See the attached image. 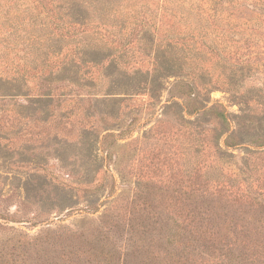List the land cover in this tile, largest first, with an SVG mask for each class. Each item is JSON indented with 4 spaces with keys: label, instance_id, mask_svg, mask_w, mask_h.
I'll return each mask as SVG.
<instances>
[{
    "label": "rangeland",
    "instance_id": "374dc122",
    "mask_svg": "<svg viewBox=\"0 0 264 264\" xmlns=\"http://www.w3.org/2000/svg\"><path fill=\"white\" fill-rule=\"evenodd\" d=\"M67 1L0 0V264H49L44 258L66 264L76 258L73 245L65 247L72 240L59 239L56 249L40 247V240L95 230L106 212L123 216L105 251L114 253V264L123 263L120 247L130 224L146 225L163 257L167 243L158 242L156 231L169 234L172 196L179 219L186 195L205 189L202 180L217 179V171L231 176L250 170L254 161L261 168L264 158L256 160L253 152L264 148L228 149L224 134L220 148L227 157L220 159V128L202 135V128L186 125L183 118L196 117L182 115L175 105L180 100L168 92L176 79L153 99L146 73L164 57L196 65L198 79L211 87L212 104L220 102L233 115L249 105L262 115L264 16L240 12L191 26L179 0ZM248 3L264 8V0ZM52 4L71 7L89 28L60 27L74 20L62 11L58 16ZM42 7L49 15L42 16ZM130 7L137 12L128 13ZM213 15L206 12L205 18ZM132 17L150 26L124 30ZM174 35L195 38L166 48L164 40ZM263 128L250 135H264ZM247 173L262 183L264 172ZM220 222L232 230L239 223L225 213ZM110 224L114 228L117 219Z\"/></svg>",
    "mask_w": 264,
    "mask_h": 264
},
{
    "label": "trees",
    "instance_id": "16d2710c",
    "mask_svg": "<svg viewBox=\"0 0 264 264\" xmlns=\"http://www.w3.org/2000/svg\"><path fill=\"white\" fill-rule=\"evenodd\" d=\"M39 1L45 2V0ZM248 1L179 0L176 2L182 6V9H185L182 18L189 21L191 26H194L197 20L215 22L232 17L223 15H233L240 12H249L252 15H259V17L264 16V8L260 3L251 4ZM66 3H68L67 0ZM82 5L84 6L83 3ZM64 7L65 5L63 4L57 6L52 4L51 7V10L57 11L58 16V12L62 11L65 17H71L74 20L71 23H59L60 27L67 29L72 28V26H81L80 28L83 29L89 28L84 23V19H81L77 13H71V7H67L66 11H64ZM42 9V16L49 15L51 10L46 11L44 7ZM126 10L128 13L137 12L136 10L131 11V7ZM121 12L123 13L124 11ZM206 12H211L215 16L205 18ZM168 17L176 18L171 12L168 13ZM135 19L137 18L132 17L124 21L123 29L140 31L146 26H150L149 20L144 19L138 24L136 23L137 21L134 22ZM226 25L230 27L229 24ZM155 32L159 34L160 31L155 29ZM156 34L153 32L152 35L155 37ZM190 37L185 39L181 35H174V38L165 39L166 48L182 47L185 44V40L191 39L193 41L195 38L194 35H190ZM161 47L160 45L158 46L159 49ZM162 49L166 50L163 47ZM169 58L164 57L163 62L158 61L155 64L153 71L146 73L145 83L150 86L148 90L153 99L160 94L161 90L164 91L167 88V85L164 87L166 81L168 84L171 78H175L176 81L171 84L168 92L173 94L172 99L180 100L179 102L175 101L176 107L179 108L182 115L196 117V120L183 118L185 124L194 125L196 129L202 128V135L211 131L213 129L211 126H214V129L220 128L215 146L220 159L221 157H227L226 153L222 152L220 148L221 137L224 134L227 135L224 145L228 149H236L242 145L254 146L259 149L264 148V135L257 138H254V135H250V131L255 130L258 133L262 131L264 114L256 115L251 113L253 110L248 105L249 109L242 112V115H233L220 102L212 104L213 102L210 98L211 87L205 81L198 79V66L177 63L176 58H172V60ZM139 73L136 72V74ZM5 81L1 79V82L4 83ZM142 84L147 86L144 83ZM251 124H255L253 128H250ZM245 133L248 136H253L254 139H246ZM201 141L202 144L205 142L204 140ZM253 156L256 157V160L263 159L264 151L253 152ZM248 162L253 161L250 160ZM254 166L255 168L253 167L250 170L247 167L246 169L240 168L239 173L231 176L224 171L219 173L217 171V179L210 180L206 178L202 180L205 189L199 193L189 192L190 194L186 195L187 198L182 200L185 201V205L179 206L182 213L177 216L179 219L175 218L178 203L175 202V197L172 196L168 215L170 222L166 224L169 234L166 236L167 232L163 234L161 231H156L159 234L158 242L167 243V249L163 257L159 248H155L157 244H153L155 242L154 237H149L146 225L140 223L138 226H133V224H130L129 227L132 229L131 232L128 230L129 238L126 237V243L120 247L121 252L124 254L122 264H257L256 262H259L258 259H261V264H263L264 177L261 183L262 177L251 180L247 177V172L255 171L256 174L264 172L262 169L264 165L260 168L254 161ZM194 185L197 186L196 183ZM258 191L260 193H256ZM235 199L239 201L238 203H246V205L233 207L238 204L231 203ZM236 208L237 210H235ZM224 213L225 216L231 214L233 219L236 218L238 220L239 223H237L236 229L232 230V227L225 228V221L220 222V218H223ZM121 214L116 215L115 212H106L103 220L97 226L98 230L90 229V232H82L79 235L73 231H64L68 233L67 235L62 233L61 235L59 233L47 235L44 239L40 238L39 246L56 249L58 243H60L59 239L66 237V239L73 242L65 247H69L72 244V252L76 255V258L65 259L66 264H102V262L104 264H114L111 260L114 257V253H105V251L112 246L110 245L111 239L116 237L119 232L116 233L115 231L118 230L117 228L123 219ZM180 218L182 221H180ZM114 219H117V225L113 228V224H110V221ZM104 225L110 226L105 228ZM100 250L101 252L99 253ZM46 253L50 256L49 251ZM100 256H103V259L97 260ZM44 261L49 262V264H55L54 259L50 262L44 258Z\"/></svg>",
    "mask_w": 264,
    "mask_h": 264
}]
</instances>
